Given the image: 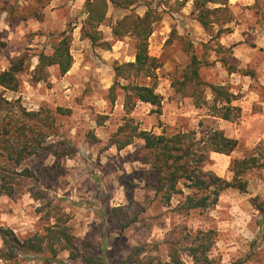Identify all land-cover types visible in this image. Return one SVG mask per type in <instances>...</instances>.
<instances>
[{
  "label": "rangeland",
  "instance_id": "374dc122",
  "mask_svg": "<svg viewBox=\"0 0 264 264\" xmlns=\"http://www.w3.org/2000/svg\"><path fill=\"white\" fill-rule=\"evenodd\" d=\"M193 1L146 0L133 6L140 16L147 8L157 12L148 54L160 65L154 76L118 79L119 85L110 91L113 65L134 61L131 37L111 35V25L129 9L109 4L97 27L100 38L92 45L81 33L85 0H50L38 8V18L24 19L12 9L21 7L27 13L39 6L37 0H0V69L21 55L30 61L16 91L0 87V95L10 102L0 110V122L7 123L14 113L18 121H26L19 113L23 107L39 110L53 124L38 153L20 165L1 156L13 178L14 193H0V228L12 230L22 240L45 233L62 214L78 250L101 257L104 264H155L154 259L149 262L152 257L165 261L170 243L180 249L187 243L185 233L212 229L208 264H264V0H226L225 16L219 20L228 21L208 29L197 20ZM6 8L8 12L1 11ZM64 30L71 37L70 69L61 75L56 65L50 66L45 79L33 81L30 70L37 53H51V45ZM191 55L201 61L203 97L210 104L212 96L204 83L225 86L235 95L231 105L240 108L238 117L222 119L209 104L196 107L191 90H177L176 81L182 79ZM129 83L154 86L162 97L160 111L136 100L125 111L122 85ZM59 107L68 112H59ZM125 120L156 134L222 130L237 145L229 155L210 152L203 168L231 180L234 159L256 157V165L242 176L246 190L227 188L213 207L176 212L179 195L164 205L154 194L156 173L143 141L134 138L122 149L111 143L110 137ZM24 168L34 178L20 174ZM38 190L47 197L35 199L32 193ZM82 241L92 244L85 248ZM138 246L144 247L142 252L135 250ZM4 252L0 237V264H84L79 257L70 258L68 250L54 257L48 249L21 252L10 259L3 257ZM179 253L185 264H192L186 252Z\"/></svg>",
  "mask_w": 264,
  "mask_h": 264
},
{
  "label": "trees",
  "instance_id": "16d2710c",
  "mask_svg": "<svg viewBox=\"0 0 264 264\" xmlns=\"http://www.w3.org/2000/svg\"><path fill=\"white\" fill-rule=\"evenodd\" d=\"M50 0H37L39 6L32 8L27 13L21 12V7L12 9V12L19 15L21 19L29 15L39 17L38 8L47 5ZM146 0H85L84 11L86 17L81 27V33L93 45L100 38V31L97 27L104 21L109 4L120 9H129V13L123 15L111 25V35L115 39L123 36H130L134 46V61L115 63L113 65L115 80L109 90L113 91L119 85L118 79L137 78L139 76L152 77L159 67L157 58L148 54V38L153 31V24L157 20V12L147 8L143 16L135 13L132 8ZM208 4L218 6L208 7ZM194 9L197 11V20L204 29L213 25H221L227 19L219 20V16H225L227 10L226 0H194ZM8 12V9H1ZM58 41L51 45V53L40 50L37 53V63L30 70L31 79L39 82L48 76L47 67L57 66L59 73L64 75L70 69L73 60L70 53L71 37L68 31L60 34ZM223 64L224 59H221ZM201 61L195 55L190 56V62L182 71V79L176 81L177 90H191L193 104L200 107L209 104L204 89L201 88L202 81L199 79L198 69ZM30 68L29 59L21 55L9 61V66L0 69V87L5 90L16 91L20 85L19 76ZM212 99L211 110L222 119H231L239 116L240 108L231 105L235 95L223 85L207 84ZM124 108L130 111L134 100L152 104L160 111L162 97L152 85L126 84ZM114 101V97L111 99ZM10 102L1 94L0 110L4 109ZM22 120L14 113L7 123L0 122V193L12 196L14 185L10 177L9 169L1 164V156L18 166L25 157L38 153L44 140L51 134L52 123L48 116L42 117L40 111H26L19 108ZM61 113L68 112L65 109L57 108ZM1 121V119H0ZM134 138L143 141L145 149L149 151L148 162L156 173V185L154 194L164 205H169L175 195H179L174 210L178 213H188L191 210H205L216 205L221 191L227 188H234L239 191L246 190V182L242 176L252 166L256 165V157L234 159L231 162L232 178L226 180L210 170L203 168L209 160L210 152H217L229 155L236 147L237 140L229 137L218 129H207L205 131H178L171 135L164 132L156 134L145 129H137L127 120L120 125L116 132L110 137L112 144L118 149L124 148L132 143ZM20 174L34 178L33 172L27 168L22 169ZM35 199L46 198L47 195L41 191L32 193ZM261 209L260 207H258ZM67 218L58 215L55 221L46 226L45 233L34 234L20 240L8 228H0V237L5 246L3 257L10 259L18 253L35 252L40 253L45 249L51 252L52 257L61 250H68L72 259L80 258L84 264H104L101 257L92 255L89 251L78 250L75 238L66 225ZM215 231L212 229L195 233H185L184 240L187 241L180 249L170 243L168 259L162 261L158 257L149 258V262L155 260V264H185L180 252H186L192 264H208V252L214 244ZM178 244V241H175ZM83 247L91 245V242L82 241ZM143 246L135 248L142 252ZM50 258L47 262H50ZM132 264H137L133 262Z\"/></svg>",
  "mask_w": 264,
  "mask_h": 264
}]
</instances>
